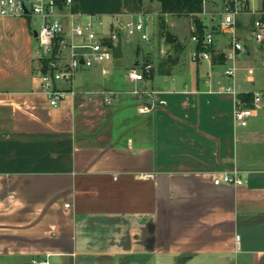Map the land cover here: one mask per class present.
<instances>
[{"label": "crops", "instance_id": "0c3cea01", "mask_svg": "<svg viewBox=\"0 0 264 264\" xmlns=\"http://www.w3.org/2000/svg\"><path fill=\"white\" fill-rule=\"evenodd\" d=\"M250 6L264 10L263 0ZM76 9L106 16L110 27L114 17L155 18L162 7L77 0ZM258 17L238 18L247 52L235 81L224 74L229 33H217L210 63L196 64L190 28L184 61H163L118 90L96 78L102 64L84 68L58 107L35 73L30 24L0 17V264H264V61L251 64L264 52L252 32ZM151 35L148 50L140 39L123 48L122 67L140 65L131 60L142 52L169 51L164 38L155 50L157 25ZM232 85L251 99L261 93L246 126L222 91ZM234 167L243 185L214 183Z\"/></svg>", "mask_w": 264, "mask_h": 264}, {"label": "built area", "instance_id": "2783aa9c", "mask_svg": "<svg viewBox=\"0 0 264 264\" xmlns=\"http://www.w3.org/2000/svg\"><path fill=\"white\" fill-rule=\"evenodd\" d=\"M254 1L258 0H223L219 11L205 12L210 23L203 25V36H200L195 23L191 26V40L195 44L191 60L196 64L210 63L217 33H229L230 49L226 55L224 74L235 81L239 70V55L247 52V47L237 31L238 18L246 13L259 15L253 23L252 32L255 40L264 41V10L252 8L250 5ZM76 4L77 0H0V17L31 16L40 20L38 29L34 30L37 40L33 51L34 70L42 80V92L50 99L53 107L59 106L60 100L68 91L75 95L74 81L79 71L97 64L115 62V48L119 40L123 42L124 32L131 37L137 36L144 43H150L153 38L143 13L132 15L123 22L114 17L109 31L104 33L95 26V21L102 24L101 17L88 15L85 22L80 21L84 14L76 9ZM65 21L67 25L63 32ZM161 52L164 55L168 53L167 49H161ZM153 71L152 62H142L128 69L127 78L132 83H138L149 78ZM109 72V69H104L105 74ZM249 73L252 74L253 70L249 69ZM62 82L70 84V89H60L59 84ZM222 91L234 95V118L238 125L246 126L249 117L261 104V93H254L252 99L246 101L241 98L234 85L223 87ZM132 93L138 94L139 91L134 90ZM112 95L109 93L110 97ZM106 101L109 102V98ZM151 110L152 106L149 105L141 108L144 113ZM214 183L240 186L244 184V180L239 169L234 167L221 171ZM31 264L53 263L34 259Z\"/></svg>", "mask_w": 264, "mask_h": 264}, {"label": "rangeland", "instance_id": "374dc122", "mask_svg": "<svg viewBox=\"0 0 264 264\" xmlns=\"http://www.w3.org/2000/svg\"><path fill=\"white\" fill-rule=\"evenodd\" d=\"M151 2H159L158 0H150ZM222 0H204V8L201 14H197V18L198 19H203L202 16L203 14L205 15L207 11H210L214 6L219 5V3ZM256 1H254L253 3H255ZM160 3V2H159ZM161 7L162 4L160 3ZM207 9V11H206ZM217 12V11H215ZM215 12H211V13H215ZM210 13V12H207ZM247 14V13H246ZM88 15L89 14H84L81 18L80 21L85 22L88 19ZM161 15V12H156L155 13V18L153 15H147V17L145 16V19L148 22V29L150 34H153L155 27L157 25V41L155 43V50L158 48H160V46L162 45L163 41L161 38H159L158 33H159V16ZM245 15V14H244ZM96 16V15H94ZM165 20H166V25H167V32L171 35V39L170 42L165 41V44H169L168 46L170 47L168 53L166 55H164L162 52L159 53L158 56H154L151 54H143L144 52L141 53V55L138 58H134L133 60H131V66H134L136 62H146V60H150V62H152L154 64V68L161 65L162 67V63L163 61H169L172 59H177L178 61H184L185 59H187V56L185 55V48L188 47L189 44V33H190V28L191 25L194 24V20H193V16L192 15H179L178 13H170V14H165ZM22 19L28 21V23L30 24L31 27V33L33 35V46L32 49L34 51V49L37 46V40L34 36V30L38 29L39 25H40V20L35 18V17H21ZM101 22L102 24H100L98 21H95L96 23V28L99 31H102L104 33L109 31V26L107 24L108 22V18L106 16H103L101 18ZM3 28V27H2ZM1 32V31H0ZM4 33V32H3ZM139 39L137 36L131 37L128 36V34L126 32L123 33V48L124 51L125 49L127 50L128 48H133L134 46V42ZM151 43H144V48H146V50L149 49ZM143 47H139V49H141V51L144 50ZM154 50V51H155ZM175 50V51H173ZM145 51V50H144ZM161 51V50H160ZM171 51V52H170ZM174 54V55H173ZM141 57V58H140ZM167 59V60H166ZM260 60L264 61V52H263V56H261L260 58H257V61H253L251 62V64L254 66V68H259L260 65ZM165 63V62H164ZM98 65V64H97ZM101 65V64H99ZM103 67L105 69H109L110 73L109 74H104L102 75L101 71H98V74L96 75V78L99 80V82L101 81H105V83H107V87L108 88H112L114 90H118V88L121 87V83L125 82V85H127L128 83V78H127V67H116L115 66V62H108V63H104L102 64ZM96 66V65H95ZM160 67V66H159ZM156 70H154L152 72V74L155 72ZM106 75V76H105ZM82 76L83 73L81 71H79L76 75H75V84L76 83H80L82 80ZM117 80V81H116ZM65 83V82H63ZM99 86V85H98ZM126 87H124L125 89ZM123 89V90H124ZM114 93H118V91H113ZM88 100V102L93 101L90 97L86 98Z\"/></svg>", "mask_w": 264, "mask_h": 264}, {"label": "trees", "instance_id": "16d2710c", "mask_svg": "<svg viewBox=\"0 0 264 264\" xmlns=\"http://www.w3.org/2000/svg\"><path fill=\"white\" fill-rule=\"evenodd\" d=\"M162 4L161 15L159 16V33L158 36L165 41L170 42L171 35L167 32V25L165 20V14H185L192 15L194 23L197 25L200 32V36H203V22L202 19L197 18V14H201L204 8V0H187L185 2L181 0H158ZM140 3L143 0H139ZM241 98L246 101L251 100L250 95H242Z\"/></svg>", "mask_w": 264, "mask_h": 264}, {"label": "water", "instance_id": "95a60500", "mask_svg": "<svg viewBox=\"0 0 264 264\" xmlns=\"http://www.w3.org/2000/svg\"><path fill=\"white\" fill-rule=\"evenodd\" d=\"M183 2L187 1V0H181ZM66 25H67V21H65L64 23V30L63 32H65L66 29ZM34 35H36V32H34ZM123 57H124V53H123V43L122 40H119L116 48H115V52H114V58H115V66L116 67H122L123 66Z\"/></svg>", "mask_w": 264, "mask_h": 264}]
</instances>
